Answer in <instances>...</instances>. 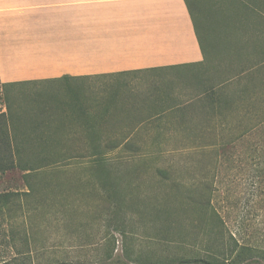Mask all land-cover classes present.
Instances as JSON below:
<instances>
[{"label":"rangeland","instance_id":"rangeland-1","mask_svg":"<svg viewBox=\"0 0 264 264\" xmlns=\"http://www.w3.org/2000/svg\"><path fill=\"white\" fill-rule=\"evenodd\" d=\"M259 1L197 2L202 64L0 84L11 134L59 140L25 155L72 156L0 172V192H18L0 210V264H264V53L252 58L243 26ZM231 77L236 105L208 124L203 86Z\"/></svg>","mask_w":264,"mask_h":264},{"label":"crops","instance_id":"crops-1","mask_svg":"<svg viewBox=\"0 0 264 264\" xmlns=\"http://www.w3.org/2000/svg\"><path fill=\"white\" fill-rule=\"evenodd\" d=\"M258 3L243 23L252 58L264 53V3ZM206 59L186 0H0L2 83L174 69ZM257 64L239 73L251 74Z\"/></svg>","mask_w":264,"mask_h":264},{"label":"trees","instance_id":"trees-1","mask_svg":"<svg viewBox=\"0 0 264 264\" xmlns=\"http://www.w3.org/2000/svg\"><path fill=\"white\" fill-rule=\"evenodd\" d=\"M200 0H186L188 7L190 11L192 12V15L195 16V7L198 5L197 2ZM196 18V17H195ZM198 65V64H194ZM193 65L189 66H184V67H190ZM243 71V70H242ZM242 74V76H241ZM251 74L248 73H240L238 74V80L236 79V82H241L243 79H246L250 76ZM233 77L230 79L225 80L222 82L218 87H211V86H206L204 84L202 93L198 97V101L203 104L204 110L207 113V121L208 124H210V118L208 117V113L211 112V110H215L218 108H225V107H230L233 108L236 104L232 105L234 102L233 100H228L227 97L225 96V92L227 88L233 83ZM0 84L2 87L8 86L10 84L7 83H2L0 81ZM236 85V84H234ZM253 89V87L250 85V82H248L245 85H242L239 87L238 90H236V94L239 95L241 98H248V95L250 91ZM254 90V89H253ZM220 91V92H219ZM255 94V93H254ZM250 97V95H249ZM224 103V104H223ZM245 111L248 109V111H251L250 103H245L244 106ZM7 114L5 112L0 113V172H6L9 169L15 168L18 165L22 167L23 169L27 170L28 176L31 175L32 169L35 168V165H50L54 164L55 162H60L62 159L65 158H71L72 156H62V154L58 153H49V154H41L39 152H33L32 154L24 153L22 151L21 146L24 145L26 142L28 143H36L39 145H44V146H49V145H54L59 143V140L54 141V139H49L47 137H43L41 135L39 136H34L27 138L20 137L17 134H11L8 125L9 121ZM14 119V118H11ZM96 151H97V157H96V162L98 164H101L104 162V158L102 157V144L98 143L97 146H95ZM33 162V163H30ZM31 167V168H30ZM35 170V169H34ZM28 186L29 189L25 191V193H31L32 191L35 190V187L32 183L28 181ZM15 195H18V192L15 191H7V192H0V210H2V207L8 206ZM206 205V204H205ZM207 206V205H206ZM249 249L246 248V246H240V250H245ZM238 256L243 257L242 255L238 254ZM189 260H186V262ZM191 262H201L203 264H212L211 262H208L206 260L202 259H194Z\"/></svg>","mask_w":264,"mask_h":264}]
</instances>
